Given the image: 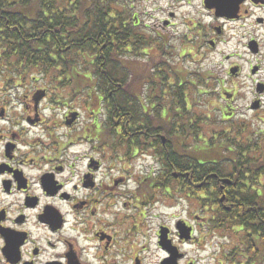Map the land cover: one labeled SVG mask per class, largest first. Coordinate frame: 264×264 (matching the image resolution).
<instances>
[{"label": "flooded vegetation", "instance_id": "1", "mask_svg": "<svg viewBox=\"0 0 264 264\" xmlns=\"http://www.w3.org/2000/svg\"><path fill=\"white\" fill-rule=\"evenodd\" d=\"M197 1V4L190 0L186 2V6H200L201 10L200 15H197L200 17L187 15L186 19L191 27L181 35L183 42L198 43L203 50L205 46L214 47L227 38L239 35L241 38H247L245 43L247 54L251 41H257L261 49L257 33L264 28V0H209V3L207 0ZM205 6L228 8L225 16L216 17L215 12L207 10ZM229 8L233 11L229 12ZM169 16L173 17V13ZM117 22L118 20L113 18V29L110 33L112 37L121 32L116 28ZM122 24L129 30L138 28L137 19H126ZM181 24L185 27L184 22ZM171 26V20L163 18L160 31L156 32L155 37L163 43L165 37L167 38L163 32ZM184 55H190V52L185 53L183 50L181 56ZM255 67L258 68V74L261 67L259 64ZM171 79L174 80L175 76ZM169 86H172L171 90H175L176 87L178 90L183 88L180 78L177 86L174 82ZM109 93L110 100L119 94L116 88H112ZM255 100L260 102V107L263 106L260 96ZM31 101L34 105L33 117L19 115L18 111L10 112L11 100L0 105V264H146L148 252L145 245L146 234L141 223L142 214L138 205L129 203L128 206L124 200L125 195L122 197L115 193L116 169L113 165L111 167L105 165L101 158L100 161H93L90 158L85 164V173H81L79 179V130H76L79 127L75 126L79 122V114L74 121H70V113L75 110L66 109L60 120L58 115L52 116L51 118L56 120L47 125L45 121L39 119L41 115L37 114V106L42 100L38 105H35L33 98ZM17 105L20 106L19 103ZM108 109L110 111L117 109L115 100ZM127 110L130 114L138 109L129 106ZM23 112H26L25 108ZM145 113L147 109L142 107L139 113L141 119H145ZM102 117L106 119L104 121L106 124L99 125V118ZM88 118L91 119V126L83 129L82 139L85 141L98 139L102 129L108 127L109 148L112 145L110 136L115 134L110 116L105 114ZM92 127L95 138L92 134H87ZM139 127L145 126L140 124ZM134 132L137 131L131 130V134ZM140 132L145 134V131ZM130 144L137 151L134 141H130ZM92 149L97 152L101 150L95 146ZM162 167L164 170V163ZM204 167H206L203 172L206 176L204 182L209 184L208 192L198 190L200 196L202 195L200 198L204 201V214L207 217L204 224H191L185 221L187 226L192 227L191 240L187 243L200 249L203 239L210 236L206 234L218 229L215 215L229 214L236 208L237 215L230 220L231 224L233 223L232 233L241 240V245L244 241L251 242L247 248L260 245L259 223H256L254 218L258 219L256 211L259 209L260 201H264V184L260 181L258 166L252 165L251 171L249 165L239 167L230 164L222 168V164H206ZM171 169L168 166L166 168ZM119 179L123 181L122 177ZM147 180L148 178H145V182ZM142 181L140 178L136 181L138 188ZM214 183L219 189V194L215 197L212 195ZM191 187L194 188L190 189L191 192H195V186ZM229 188H235L233 196L236 202L244 203L247 200L248 202L244 203L247 206L240 203V206L235 207L230 203L227 198ZM127 197L129 196L126 195ZM135 202L145 205L142 199ZM249 211L254 215L251 218ZM162 227L164 226L159 228ZM197 233L199 236H195ZM167 239L177 249L187 244L179 239L175 228L173 231L168 229ZM157 248L164 253L158 242ZM210 248L213 249L214 246L211 245ZM233 254L236 257H231L230 261L226 260L230 262L229 264H257L258 253H254L252 259H245L246 253ZM180 256L178 264H198L197 261H200L198 258L187 260L184 253ZM211 259L212 257L208 256L206 264H209ZM220 262L221 260L217 263L221 264Z\"/></svg>", "mask_w": 264, "mask_h": 264}, {"label": "rangeland", "instance_id": "2", "mask_svg": "<svg viewBox=\"0 0 264 264\" xmlns=\"http://www.w3.org/2000/svg\"><path fill=\"white\" fill-rule=\"evenodd\" d=\"M188 1L125 0L124 6L116 8L118 10L116 15H122L124 19L133 18V15L137 16L140 22L137 33L142 36L143 41L148 42L147 45L142 44L143 47L148 46L145 50L146 55L140 54L142 45L135 51L138 53H124L122 59L125 62L124 69H118L120 73H116L117 78L123 80L125 87L130 85V88L126 87L127 95L132 93L130 90H138V94L139 90H142L143 103H147L145 100H149L153 107L150 109L149 105L147 106L148 112L145 113V119L143 120L148 125L161 126V129L166 133L162 135L165 143L173 146L175 152L178 153L177 148H174L176 140L180 142V140L185 139L186 141H183V143L187 147L194 143L191 139L194 138L195 133L189 132L188 136L184 137L185 132L180 131V128L183 127L181 124L185 125L194 115L198 117V122L200 120L202 122L198 125V128L200 127L196 133L198 136L213 144L223 142L226 146H231L229 144L232 143L236 151H240L242 154L246 153L245 159L264 168V153L259 152V147H256L252 140L248 145H243L248 140L245 137L256 138L259 145L264 141V92L260 95L263 102L262 108L258 110L250 108L254 98L257 97L255 91L257 84L264 85V28L257 36L261 41L260 56L252 57L245 54L244 41L246 37L241 38V42H238L235 39L239 38V35L228 42H222L214 50L206 46L205 50H201L200 44L192 43L194 52L199 48V57L180 56L179 51L182 50L181 47L183 46L181 35L191 27L190 22L186 19L187 15L192 14L194 17H200L197 15H200L201 7L186 6ZM190 1L194 4L198 2L197 0ZM170 12L175 14V17L171 20L172 26L163 32L168 37H165L163 43H159V40L155 37L156 32L160 31L159 27H161L162 19L168 18ZM182 22H184L185 27L182 26ZM255 63L261 67V71L257 76H253L250 71V65ZM231 65L240 66L238 76L232 77L229 75L228 68ZM160 73L161 75L169 73L175 76L174 85L176 86L179 78L183 80L184 77V81L189 82V85L185 82L182 83L183 87L188 89L187 110L191 109L189 113L184 114V119L172 114L171 111L169 112L172 114V119L169 121H165V118L163 119L159 115L163 112L165 106L170 110L171 100L174 102L172 94L175 93V90L171 92L172 87H170L168 93L166 92L169 82H172L170 77L166 76L162 81L163 86L160 90L154 96L149 97L153 95L150 90L158 87L157 82L152 78L154 76L160 77ZM6 76H0V105L11 100L9 109L12 113L18 111L19 115H31L33 117L35 113L31 101L32 96L38 90H44L47 91L45 94L46 99L37 107V114L41 115L39 119L45 121L47 125L56 120L51 118L52 116L58 115V120H60V116L63 115L66 109H73L75 112H79V122L75 126L79 127V129H76L79 130V136H83V129L86 130L91 126V119L88 117L105 115V106L100 105L101 103L96 101L94 96L89 100L87 88L79 87V97H77L78 95L75 97L66 95V91L63 94L65 98H62L59 90L50 82L47 75L43 76L36 72L35 74L30 72L28 81L19 84L20 80H18L12 83L19 84L16 87L5 83ZM145 76H147L148 81L143 80ZM141 77H143L142 80ZM224 92H227V96ZM18 103L20 106L17 105ZM143 103L140 104L144 106ZM23 108L26 112H23ZM99 125H104L103 117L99 119ZM174 128L177 129V132L174 131ZM92 129L94 127L90 130ZM152 129L154 130V127ZM241 130H244V133H240ZM105 134V132H102V135ZM215 135H219V137L214 139ZM202 138H200L201 142H203ZM111 141L113 147L97 152L92 147L98 146V144L95 145L91 142V139L85 143L79 138V179L80 174L85 173V164L90 158L93 161H100L101 158V162L106 163L105 165L110 167L113 165L116 169L115 193L122 197L125 195L124 200L128 206L129 203L138 205V209L142 214L141 223L143 232L146 234L145 245L146 252H148L146 264H159L160 260L166 256L157 248L159 227L164 226L173 231L176 222L180 220L191 224H204V219L207 217L204 214V201L197 198L199 193L181 188L178 182L165 179L168 170H163L162 161L160 160L161 154L157 148H152L149 144L146 146L141 145L139 144L140 140H136L134 145L137 147V153H134L129 149L130 145L125 144L126 142L121 140L122 144L120 145V142L114 136L111 137ZM242 154H238V157L240 158ZM233 155H225L229 160L222 162V168L230 165V158H236ZM213 158L218 157L214 156ZM255 167H257L256 164ZM262 176L264 175H261L260 181L264 184ZM120 177L123 178V181H120ZM139 178L143 181L138 188V182L136 181ZM145 178H148L146 182ZM191 189L194 188L191 187ZM126 195L129 197L126 198ZM140 199L145 202V205H139L135 202V200ZM121 204L122 202H120ZM206 235L210 236L205 239V242L203 241L200 249L187 244L179 246L181 253L187 256V260L198 258L200 260L197 261L198 264H206V258L211 256L212 259L209 264H218L219 260H221V264H229L230 262L226 260H231L232 253L242 252L243 254L246 253L245 259H252L254 258L253 254L258 253L256 263L264 264V245L254 246L256 248L254 250V247L247 248L248 241H244L243 245L240 244L241 240L232 239L227 241L230 235L227 225L220 230H215L214 233L211 232L210 234L209 232ZM195 236H199V234L197 233ZM211 245L214 246L213 249L210 248ZM203 246L205 249H202ZM232 257L234 258L236 255H232Z\"/></svg>", "mask_w": 264, "mask_h": 264}, {"label": "trees", "instance_id": "3", "mask_svg": "<svg viewBox=\"0 0 264 264\" xmlns=\"http://www.w3.org/2000/svg\"><path fill=\"white\" fill-rule=\"evenodd\" d=\"M124 2L125 0H0V76L7 75L5 83L12 85L18 80L25 82L30 72L33 74L36 72L49 76L53 82H64L65 85L70 86L71 93L79 92V87L86 89L90 86L89 90L92 88L96 93H101L105 99L110 100L109 92L112 88H116V92L120 94L125 86L120 84L123 80L116 75L120 73L118 69H124L125 62L122 60L124 53L130 54L135 51L142 42L140 35H131L132 30L125 28L123 21L118 20L124 19L122 15L113 16L112 6L114 4L123 6ZM113 18L118 20L116 28L121 31L116 37L110 36ZM161 78L162 76L152 78L157 82L156 85L160 86L159 88L163 86ZM140 79L142 80L143 77ZM143 80L148 81L147 76ZM129 86L126 87L130 88ZM158 87L152 89L156 92ZM136 91L132 92L136 93ZM172 96L174 102L170 110L165 106L166 110L164 109L160 116L165 118V121L171 120L172 114L184 119V114L191 111L186 107L188 98L184 88L179 90L176 88ZM121 99V102L116 103L117 109L108 113L115 129H120L118 135L120 145L121 140L126 142V145H130V141L140 140L141 145L149 144L151 147H157L164 156L166 166L170 169L174 168L170 171L175 170V180L180 187L190 189L194 185L196 192H199L198 189L208 192L209 184L204 182L206 177L203 175L206 169L204 165H218L229 160L225 157L227 153L236 156L231 161L237 166L256 164L259 172L263 173L262 166L245 159L246 153L236 151L232 143L229 144L231 146H226L223 142L213 144L198 136L196 134L200 128L198 125L202 122L201 120L198 122V117L194 115L185 125L181 124L183 127L180 126V131L186 134L184 137L188 136L189 132L195 133L194 138L191 139L194 143L187 147L183 143L185 139L180 142L176 140L174 148H177L178 153L172 151L173 146L169 143L162 144L159 136L166 133L161 126L148 125L143 118H140V109L129 114L127 108L131 106V96L121 94ZM114 100L111 97L110 103H114ZM140 124L145 127L140 128ZM131 130L137 132L131 134ZM141 130L145 131V134H141ZM174 131L177 132V129ZM88 133L94 135L92 130ZM240 133H244V130ZM218 137L219 135H215L213 138ZM105 138L106 134L101 139ZM245 138L248 140L243 145H248L252 140L256 147H259V152L264 153V141L259 145L256 138ZM238 154H242L240 158ZM214 156L218 158L212 159ZM249 168L251 171V167ZM214 185L212 195L215 197L219 194V189L215 183ZM229 190L228 201L235 207L240 206V203L248 202L247 200L244 203L236 202L233 196L235 188ZM236 211L238 209L235 208L231 215L226 213L230 220L237 215ZM256 212L258 219L254 218V220L259 223L261 234L259 244H264V206L259 204ZM251 216L254 215L249 211V217ZM218 223L224 222L218 221Z\"/></svg>", "mask_w": 264, "mask_h": 264}, {"label": "water", "instance_id": "4", "mask_svg": "<svg viewBox=\"0 0 264 264\" xmlns=\"http://www.w3.org/2000/svg\"><path fill=\"white\" fill-rule=\"evenodd\" d=\"M210 9L214 8L216 11V15H224L225 10L221 6H208ZM252 50V49H251ZM254 51V50H252ZM256 69H253L252 73H255ZM236 70L232 69L231 74H235ZM257 91L261 92L262 90L259 88ZM43 97V95H38L35 101L40 100ZM258 108V102H255L252 105V109H257ZM182 223L177 224V229L179 231V237L180 239L188 240L189 239V232L190 229H184ZM166 235L167 232L165 229L161 230V237H160V244L164 249H166L170 253V258L166 259L162 264H176V254H175V249L170 247L169 241L166 240Z\"/></svg>", "mask_w": 264, "mask_h": 264}]
</instances>
